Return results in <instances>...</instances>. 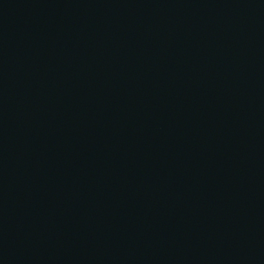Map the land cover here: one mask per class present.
I'll return each instance as SVG.
<instances>
[{
    "label": "water",
    "instance_id": "95a60500",
    "mask_svg": "<svg viewBox=\"0 0 264 264\" xmlns=\"http://www.w3.org/2000/svg\"><path fill=\"white\" fill-rule=\"evenodd\" d=\"M0 264H264V0H0Z\"/></svg>",
    "mask_w": 264,
    "mask_h": 264
}]
</instances>
